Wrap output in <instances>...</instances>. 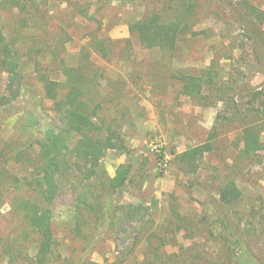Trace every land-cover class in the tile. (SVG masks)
I'll list each match as a JSON object with an SVG mask.
<instances>
[{"label": "rangeland", "instance_id": "obj_1", "mask_svg": "<svg viewBox=\"0 0 264 264\" xmlns=\"http://www.w3.org/2000/svg\"><path fill=\"white\" fill-rule=\"evenodd\" d=\"M153 13L185 22L173 52L130 32ZM0 31L24 72L19 97L0 108V264H37L39 237L18 208L33 194L13 178L31 174L38 140L62 125L39 73L62 81L65 66L83 77L100 133L116 130L126 150H108L88 183L68 170L48 264H264V151L241 156L243 129L263 119L264 0H30L26 9L0 0ZM210 69L218 90L208 85L201 101L182 92L178 73ZM8 79L0 70V95ZM205 143L198 171L185 170L177 155ZM121 164L131 182L110 191L99 179ZM228 181L242 191L232 205L220 199ZM135 206L142 212L124 219Z\"/></svg>", "mask_w": 264, "mask_h": 264}, {"label": "trees", "instance_id": "obj_2", "mask_svg": "<svg viewBox=\"0 0 264 264\" xmlns=\"http://www.w3.org/2000/svg\"><path fill=\"white\" fill-rule=\"evenodd\" d=\"M30 0H4L13 7L26 9ZM255 7H250L253 12ZM185 22L180 19L165 21L158 13L150 14L129 26L131 33L137 35L146 48H159L173 52L186 30ZM20 51L11 46L0 31V70L9 75L4 91L0 95V108L19 97L24 80ZM65 80L52 79L47 73H39L48 98L54 101V109L59 115L61 126H51L38 140L41 146L40 163L34 167L31 174L22 178L14 176L13 180L18 187L27 188L33 195L23 198L19 203L26 223L36 231L39 237L37 264H48L50 255L55 246L54 231L52 228L53 205L57 200L65 176L69 169L80 172L81 182L98 177L97 167L108 150H126L123 137L116 130L109 129L107 133H100V128L94 119V113L84 99L85 89L83 77L76 73L75 68L64 69ZM220 73L210 69L207 74L196 75L189 72H180L177 78L182 81V92L194 100L206 98V87L219 88ZM261 91L254 93V97L261 95ZM262 113L264 109H256ZM255 110V112H256ZM37 119L30 120L32 125ZM38 122V121H37ZM253 123L243 129V147L241 156L251 158L264 151V141L261 138L257 125ZM208 144H200L189 148L177 155V159L189 172H197L208 152ZM103 177L101 184L110 191H120L131 182L132 166L121 164L114 177ZM106 181H105V179ZM97 180V178H96ZM98 180V181H99ZM80 204L89 206V191L83 187L79 191ZM242 198V191L235 181L225 183L220 191V199L227 205H232ZM133 206V205H132ZM141 207L135 206L124 212V219L133 220L140 214Z\"/></svg>", "mask_w": 264, "mask_h": 264}]
</instances>
